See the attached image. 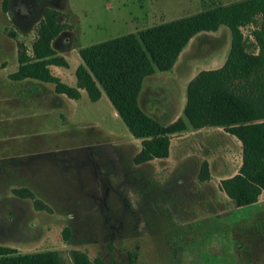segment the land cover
<instances>
[{
  "label": "rangeland",
  "instance_id": "374dc122",
  "mask_svg": "<svg viewBox=\"0 0 264 264\" xmlns=\"http://www.w3.org/2000/svg\"><path fill=\"white\" fill-rule=\"evenodd\" d=\"M237 1L7 0L4 10L0 0V148L42 153L44 189L31 193L49 208L38 210L34 200L0 188L1 248L56 251L66 264H73V250L93 264H264V192L257 203L236 207L218 187L241 164L234 136L188 127L170 135L168 158L136 164L141 140L113 115L104 94L96 103L84 92L74 101L56 95L52 84L28 79L19 85L7 78L17 68V43L31 52L46 8L71 26L52 43L68 68L50 69L74 86L79 49ZM229 47L225 27L193 37L170 70L142 80V113L159 127L185 120L188 82L220 68ZM16 86L39 91L9 107L8 93ZM205 169L209 179L202 181Z\"/></svg>",
  "mask_w": 264,
  "mask_h": 264
},
{
  "label": "trees",
  "instance_id": "16d2710c",
  "mask_svg": "<svg viewBox=\"0 0 264 264\" xmlns=\"http://www.w3.org/2000/svg\"><path fill=\"white\" fill-rule=\"evenodd\" d=\"M7 0H3V9ZM60 13L46 8L38 23L28 52L17 43V69L8 75L11 81L32 79L53 85L56 94L78 100L84 90L91 102L106 95L130 134L141 140L136 164L166 159L170 135L191 129L220 127L241 144L238 172L219 182V190L236 207L253 205L264 192V0H241L214 7L180 19L154 25L136 34L130 33L79 49L82 60L74 72L76 83L70 86L51 73L50 66L68 68L67 61L52 47L53 40L71 26L57 21ZM253 27L249 36L242 29ZM230 32V47L218 69L200 71L186 87L184 119L169 127L146 117L137 105L142 80L155 70H170L189 41L200 33ZM202 181L209 179L205 169ZM16 195L34 200L30 191ZM38 210H49L39 199ZM68 238V230L64 232ZM73 264H93L86 253L73 250ZM95 264H102L96 259ZM0 264H66L56 251L17 254L0 247ZM114 264H120L114 262Z\"/></svg>",
  "mask_w": 264,
  "mask_h": 264
},
{
  "label": "crops",
  "instance_id": "0c3cea01",
  "mask_svg": "<svg viewBox=\"0 0 264 264\" xmlns=\"http://www.w3.org/2000/svg\"><path fill=\"white\" fill-rule=\"evenodd\" d=\"M57 21H58V18H57ZM3 62H5V61H3ZM17 65H18V63H17ZM51 67H56V66H50V68ZM61 68H63V67H61ZM13 72H11V73H13ZM11 73H9V74H11ZM9 74H7V78H8ZM8 80L11 81L9 78H8ZM25 80H28V79H25ZM25 80H23V81H25ZM30 80H32V79H30ZM23 81H19V82L11 81V82L19 83V85H24V84L20 83ZM75 83H76V79H75ZM38 91H39V88H37L35 86L32 89H25L23 87L16 86V89L14 91H9V93H8L9 101H11V104H9L8 106L9 107L14 106L16 104V102H18V100H16V98L17 99L22 98L23 100H29L30 97ZM53 91H54V88H53ZM82 92H84L86 94V92L84 90H80L81 97L78 100H80L82 98ZM103 94L104 93H102L101 98H102ZM56 95H60V94H56ZM61 96H64V95H61ZM23 100H21V103L26 102ZM70 100H72V99H70ZM78 100H74V101H78ZM93 103H96V102H93ZM113 110H114L113 115L116 117H119L114 108H113ZM5 119L6 118L4 117L3 122L5 121ZM0 122H1V119H0ZM215 129H216V131H224L220 127H205V128H201V129H197V130L193 129L194 131L191 133H196V132L198 133V132H202V131H206V130L213 131ZM3 133L5 135V130ZM226 135H228V133H226ZM237 142L239 143V145L241 147L240 142L239 141H237ZM41 155H42V153H38V152L17 154V153H13V152L9 151V149L7 150L6 148H4V149L0 148V188L10 189L13 193L15 191H30V192H32V191H36V190H43L44 188H42V186H41L43 165L38 160L39 158L41 159ZM76 161L77 160H75V162ZM19 198H23V197L19 196ZM23 199H29V198H23Z\"/></svg>",
  "mask_w": 264,
  "mask_h": 264
},
{
  "label": "water",
  "instance_id": "95a60500",
  "mask_svg": "<svg viewBox=\"0 0 264 264\" xmlns=\"http://www.w3.org/2000/svg\"><path fill=\"white\" fill-rule=\"evenodd\" d=\"M7 15H8V16H10V13H9V12H7Z\"/></svg>",
  "mask_w": 264,
  "mask_h": 264
}]
</instances>
